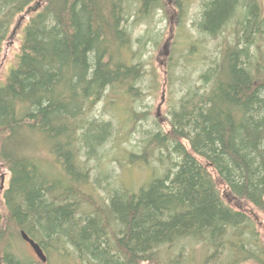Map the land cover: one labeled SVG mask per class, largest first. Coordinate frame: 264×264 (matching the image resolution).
<instances>
[{"label":"trees","instance_id":"1","mask_svg":"<svg viewBox=\"0 0 264 264\" xmlns=\"http://www.w3.org/2000/svg\"><path fill=\"white\" fill-rule=\"evenodd\" d=\"M134 1L137 20L168 8L163 0ZM192 1L172 7L184 18ZM129 6L0 0V57L20 31L15 67L0 85V162L10 174L0 264H42L12 252L22 232L45 254L71 255L77 264H190L188 245L203 246L202 264H264L256 226L264 215V0L202 3L196 28L220 44L209 52L186 42L188 55L205 57L204 68L182 79L167 124L128 154L147 164L157 154L164 160L163 151L177 159L170 156L166 172L137 192L103 189L89 166L115 133L113 122L97 118L98 105L109 96L115 106L143 97ZM145 115L131 116L137 123ZM177 248L179 258L169 260Z\"/></svg>","mask_w":264,"mask_h":264},{"label":"rangeland","instance_id":"2","mask_svg":"<svg viewBox=\"0 0 264 264\" xmlns=\"http://www.w3.org/2000/svg\"><path fill=\"white\" fill-rule=\"evenodd\" d=\"M127 1L130 3V9H132L127 25L132 31L133 37L130 53L135 55L133 62L142 64L146 72L142 85L143 97L128 105V99L124 96L121 97V102L115 106L112 103L113 98L109 96L98 105L95 110L97 118L100 117V119L113 122L115 133L100 153L102 159L98 162L92 161L89 166L92 169L93 178L102 180L103 189H108L110 186L112 189L116 187L137 192L141 187L166 172L170 167L168 161L170 156L173 162L177 159L175 155L163 151L164 160L161 161L157 154L147 164V162L130 160L128 154L131 152L139 153L147 133H155L159 131L160 127L167 124L168 119H170L169 114L184 90L183 80L197 78L198 72L204 68L203 64L207 62L205 57L197 53V50H192L190 52L192 55H188L186 49L183 50L186 48V42L195 44V47L201 45L212 52L218 47L220 41L208 38L204 40L196 28L195 23L199 20L202 3L206 0H193L187 15L183 16L184 18L179 17L178 11L172 7L173 0H163L168 6L167 11L159 10L153 15L142 18V20L135 19L136 2L134 0ZM21 23L23 24L22 21ZM19 32L17 30L15 37L12 38L11 36L10 41L3 48L0 57V85L4 83L5 78L10 74L9 72L15 67V59H17L20 47ZM176 44H178L177 51L174 55L173 51ZM125 58L127 61L131 60L129 56L125 55ZM187 61H191L193 64L185 66ZM156 76H158L157 87L154 80ZM163 94L165 95L164 101L162 100ZM159 106H161L160 109ZM132 110L139 114L145 113L146 118L134 123L133 116H131ZM48 168L54 169L52 166ZM105 174L108 176L107 180L102 178V176L105 177ZM8 181H10L9 171L0 162V215L2 216L6 214L3 193L8 188ZM254 213L259 212L255 210ZM258 220L256 226L259 228L262 244H264V215L261 214ZM23 241L21 238H16L13 241L12 252L21 256L22 259L26 257L42 263L33 253L32 248ZM190 246L193 245L186 246V261L190 264H202L206 255L203 246L197 245L193 248ZM179 254L180 249L177 248L169 260L178 259ZM46 256L48 259L46 264H77L71 255L62 257L58 253L47 252ZM220 259H217V262Z\"/></svg>","mask_w":264,"mask_h":264},{"label":"water","instance_id":"3","mask_svg":"<svg viewBox=\"0 0 264 264\" xmlns=\"http://www.w3.org/2000/svg\"><path fill=\"white\" fill-rule=\"evenodd\" d=\"M21 236L24 242H26L32 248V250L34 251L33 253L36 254L39 260L43 264H46L48 259L43 249L40 247V245L36 243L35 241L31 240V238L25 232H22Z\"/></svg>","mask_w":264,"mask_h":264},{"label":"bare ground","instance_id":"4","mask_svg":"<svg viewBox=\"0 0 264 264\" xmlns=\"http://www.w3.org/2000/svg\"><path fill=\"white\" fill-rule=\"evenodd\" d=\"M152 3V2H151Z\"/></svg>","mask_w":264,"mask_h":264}]
</instances>
